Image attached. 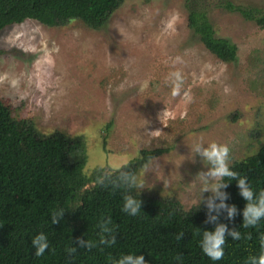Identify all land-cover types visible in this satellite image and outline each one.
<instances>
[{"label":"rangeland","instance_id":"rangeland-1","mask_svg":"<svg viewBox=\"0 0 264 264\" xmlns=\"http://www.w3.org/2000/svg\"><path fill=\"white\" fill-rule=\"evenodd\" d=\"M205 1L233 60L218 59L187 26L184 0H124L97 29L31 18L3 28L0 98L41 133L82 135L85 176L120 167L142 148H166L151 158V171L139 170L140 191L189 209L196 174L207 168L199 156L189 159L197 139L226 144L229 166L264 140V0H231L254 10L250 18ZM172 72L182 77L177 96L167 83Z\"/></svg>","mask_w":264,"mask_h":264},{"label":"trees","instance_id":"trees-1","mask_svg":"<svg viewBox=\"0 0 264 264\" xmlns=\"http://www.w3.org/2000/svg\"><path fill=\"white\" fill-rule=\"evenodd\" d=\"M123 1L0 0V31L28 18L49 27L79 19L97 29ZM205 3L184 0L187 26L218 59L233 60L234 46L228 38L215 35ZM222 6L246 18L255 14L231 0H222ZM85 143L82 135L66 136L59 130L41 133L32 120L14 117L10 105L0 98V264H114L116 258L128 252L142 254L148 264H176L178 253L182 254L183 264H245L247 257L259 252L264 219L255 226H242L240 210L246 202L234 179L225 191L229 193L226 202L236 206L237 214L230 221L223 214L219 219L241 235L233 240L225 234L224 256L212 261L198 243L200 229L213 227L205 222L203 204L188 211L172 196L131 190L141 200V211L135 216L127 215L121 211L126 189L108 182L97 183L105 173L115 179L121 166L110 171L96 167L85 176ZM166 150L142 148L122 165L137 176L149 157ZM230 167L245 176L254 191L264 190V140L255 152ZM57 206L69 210H65L61 221L51 223L49 213ZM105 218L110 220L107 225L103 223ZM104 227L113 229L115 243H99ZM40 231L47 235L49 247L43 255L36 256L31 238ZM180 231L183 236L177 241L175 236ZM84 236L96 246L78 247L69 256L66 249L76 244L77 237Z\"/></svg>","mask_w":264,"mask_h":264},{"label":"clouds","instance_id":"clouds-1","mask_svg":"<svg viewBox=\"0 0 264 264\" xmlns=\"http://www.w3.org/2000/svg\"><path fill=\"white\" fill-rule=\"evenodd\" d=\"M167 83L171 87V95L177 96L181 92L182 77L179 72L169 74ZM190 99V98H189ZM189 148V147H188ZM191 152L190 160L194 161L196 156L200 157L203 164L207 165L206 170L198 172L197 178L200 181V188L196 194L195 208L202 203L205 208V222L212 224L213 227L200 229L199 247L201 251L212 261H218L224 256L225 234L229 235L233 240H238L241 233L228 227L227 224L220 221L219 217L223 214L229 221L237 214V208L234 204L227 203L229 193L225 191L228 182L235 180L240 196L246 202L240 210L242 214V226H255L264 219V190L256 192L250 186L248 179L240 175L229 166V148L226 144L218 143L214 140L204 141L202 138L197 139L189 148ZM157 164L149 157L144 164V171H151V167ZM118 174L112 179L107 173L97 178V183L103 185L106 182L122 186L126 191L122 195L121 211L129 216H135L141 211V200L131 190H137L138 194L145 187L143 178H137L134 174L126 170L121 165L117 170ZM225 178H228L227 180ZM207 195H203V193ZM191 208L188 209V211ZM68 208L57 206L49 213L50 222L57 223L63 219V213ZM106 225L110 223L105 218ZM104 235L99 240L100 244L115 243L116 239L112 234L113 229L104 227ZM183 232L176 234L177 241L181 239ZM34 246V255L41 256L49 247L47 235L43 232L35 233L31 238ZM96 246V242L84 237H77L76 244L69 246L66 251L69 256L76 252L77 248L90 249ZM176 264H183L182 254L175 256ZM114 264H148L142 254L136 252L124 253L115 259ZM245 264H264V236L260 239V250L257 254L247 257Z\"/></svg>","mask_w":264,"mask_h":264}]
</instances>
